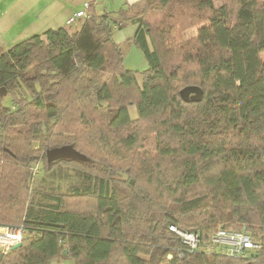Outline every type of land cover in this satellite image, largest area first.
Here are the masks:
<instances>
[{
  "label": "trees",
  "instance_id": "16d2710c",
  "mask_svg": "<svg viewBox=\"0 0 264 264\" xmlns=\"http://www.w3.org/2000/svg\"><path fill=\"white\" fill-rule=\"evenodd\" d=\"M80 21L0 56V221L26 229L0 264H264V0H140L103 15L90 5ZM127 23L149 66L142 84L114 40ZM188 87L202 98L186 102ZM143 125L155 156L137 152ZM65 146L88 161L48 164ZM115 157L126 167L113 168ZM42 161L49 173L75 168L82 187L35 205ZM117 172L130 178L123 188ZM171 226L204 242L246 230L261 249L249 259L190 252Z\"/></svg>",
  "mask_w": 264,
  "mask_h": 264
},
{
  "label": "rangeland",
  "instance_id": "374dc122",
  "mask_svg": "<svg viewBox=\"0 0 264 264\" xmlns=\"http://www.w3.org/2000/svg\"><path fill=\"white\" fill-rule=\"evenodd\" d=\"M226 1L215 0V5L216 7H220ZM83 3L84 0H0V56L20 42L36 35H44L50 29L56 30L65 27L71 28L72 30L80 29L82 27L80 20L71 25V27L67 25V21L79 9L84 8ZM136 30L137 25L127 23L122 30L117 29L114 31V40L118 42L123 50V64L125 68L134 71L137 74L139 83L142 84V75L148 70L149 66L144 53L132 40ZM198 31V27H194L188 31H182V40L185 42L193 36H197ZM4 103L9 106L11 104V98L7 97ZM129 110L132 120H137L138 113L136 106H131ZM130 129V132L133 129L135 130V128ZM151 132L150 125H143L141 141L137 149L138 153H147L150 156L157 154L156 136ZM111 162L113 163V168L117 170L120 169L119 167L122 169L125 168L127 163L126 160L119 157L113 158ZM96 165L103 166L100 164ZM113 175V179L122 188L126 186L125 181L130 179L122 172H117ZM82 185V180L75 168L57 166L56 169L49 173L46 172L45 163L42 161L34 166L30 189L33 193L34 204L39 205L40 203L46 204L48 202L46 194L71 193L73 188H81ZM82 202L78 200L75 202L74 200L75 205ZM87 204L88 202H84L83 209L87 207ZM13 224H16V222L0 221V225ZM69 262V264H74L72 261Z\"/></svg>",
  "mask_w": 264,
  "mask_h": 264
},
{
  "label": "built area",
  "instance_id": "2783aa9c",
  "mask_svg": "<svg viewBox=\"0 0 264 264\" xmlns=\"http://www.w3.org/2000/svg\"><path fill=\"white\" fill-rule=\"evenodd\" d=\"M89 9L90 5L85 4L83 10L67 21V25L71 26L81 19L88 18ZM170 230L182 240L190 252L220 253L231 258L249 259L252 253L261 249L246 230L220 229L207 242L202 241L198 232L184 231L175 226H171ZM25 236L24 226L0 225V254L12 251L15 246L23 243ZM183 256L184 254L181 253L180 257ZM252 259L254 261V258Z\"/></svg>",
  "mask_w": 264,
  "mask_h": 264
},
{
  "label": "water",
  "instance_id": "95a60500",
  "mask_svg": "<svg viewBox=\"0 0 264 264\" xmlns=\"http://www.w3.org/2000/svg\"><path fill=\"white\" fill-rule=\"evenodd\" d=\"M5 92H6L5 89L1 90L2 95ZM181 96L186 102L199 101L202 98V90L198 87H188L181 91ZM62 160H74L80 162L88 161L87 157L74 150L71 146L54 148L47 152L48 164H52L54 162L62 161ZM21 246L22 243L15 246L13 250H17Z\"/></svg>",
  "mask_w": 264,
  "mask_h": 264
},
{
  "label": "crops",
  "instance_id": "0c3cea01",
  "mask_svg": "<svg viewBox=\"0 0 264 264\" xmlns=\"http://www.w3.org/2000/svg\"><path fill=\"white\" fill-rule=\"evenodd\" d=\"M139 1L140 0H84L83 6L85 4H89L93 6L99 15H103L105 13L115 14V13H118L121 9H125L129 5H133ZM81 10H83V8L79 9L77 13ZM81 22L83 23V21ZM54 262L55 263L58 262L56 264H69L70 263L69 261H66V260L65 261L53 260L49 264L54 263Z\"/></svg>",
  "mask_w": 264,
  "mask_h": 264
}]
</instances>
